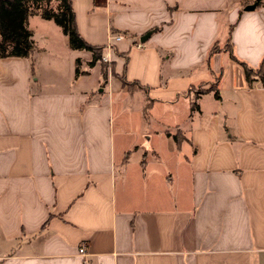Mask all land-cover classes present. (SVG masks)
<instances>
[{
	"label": "crops",
	"instance_id": "0c3cea01",
	"mask_svg": "<svg viewBox=\"0 0 264 264\" xmlns=\"http://www.w3.org/2000/svg\"><path fill=\"white\" fill-rule=\"evenodd\" d=\"M72 4L110 62L41 14L31 55L0 57V264H264V85L226 46L260 65L264 1Z\"/></svg>",
	"mask_w": 264,
	"mask_h": 264
},
{
	"label": "trees",
	"instance_id": "16d2710c",
	"mask_svg": "<svg viewBox=\"0 0 264 264\" xmlns=\"http://www.w3.org/2000/svg\"><path fill=\"white\" fill-rule=\"evenodd\" d=\"M54 3H56L55 6ZM34 14H41L46 19H53L62 26L64 32L69 36L71 48L91 51L93 57L89 63L90 67H94L98 62L104 63L102 57L105 46L92 45L80 34L72 0H0V57H29L31 55L35 49V42L28 21L29 17ZM226 46L230 51L231 58L243 68L246 80L251 83L254 77H257L264 85V58L260 65L254 68L235 56L230 46V40ZM213 47L212 54L220 50L216 44ZM78 63L79 61L77 62V76L81 74L80 63ZM104 65L105 72L108 73V66ZM121 80L124 86L132 89L131 82L124 77ZM210 90L216 91V97L219 96L216 84H213ZM204 92V89L196 91L193 96V109L198 106L195 101L199 94Z\"/></svg>",
	"mask_w": 264,
	"mask_h": 264
},
{
	"label": "rangeland",
	"instance_id": "374dc122",
	"mask_svg": "<svg viewBox=\"0 0 264 264\" xmlns=\"http://www.w3.org/2000/svg\"><path fill=\"white\" fill-rule=\"evenodd\" d=\"M53 5L55 6L56 3H54ZM134 89L136 88H132L131 91ZM132 103H133L132 110L130 111V113H126L124 117L125 118L124 125L127 127V131H128L126 134V138H125V144L130 146L137 142V144L139 143L141 144V147L143 149L146 146L147 140H144L141 137V135L138 134V132L136 131L137 127L142 123L143 121L142 119L144 116L143 109H142V100L141 98H139V96H136V98H134ZM152 113L154 114L155 117H161L163 116V113H166V108L163 105H157L152 111ZM131 154H132V158L134 159L140 156V152L136 153L134 156H133V152Z\"/></svg>",
	"mask_w": 264,
	"mask_h": 264
},
{
	"label": "built area",
	"instance_id": "2783aa9c",
	"mask_svg": "<svg viewBox=\"0 0 264 264\" xmlns=\"http://www.w3.org/2000/svg\"><path fill=\"white\" fill-rule=\"evenodd\" d=\"M264 1V0H263ZM113 38H114V40H122L123 38H124V35L123 34H117V33H115L114 35H113ZM107 47H108V49H110L111 51L112 50H114V45H113V42H110L108 45H107ZM102 61L103 62H110L111 61V57H110V53L109 54H107V55H103V57H102ZM79 252L81 253V254H85V245L83 244V245H81L80 247H79Z\"/></svg>",
	"mask_w": 264,
	"mask_h": 264
},
{
	"label": "water",
	"instance_id": "95a60500",
	"mask_svg": "<svg viewBox=\"0 0 264 264\" xmlns=\"http://www.w3.org/2000/svg\"><path fill=\"white\" fill-rule=\"evenodd\" d=\"M247 9H253V7H252V6H248ZM150 35H151V32L146 33L145 35H143V36L140 38V41H141L142 43H144V42L150 37Z\"/></svg>",
	"mask_w": 264,
	"mask_h": 264
}]
</instances>
